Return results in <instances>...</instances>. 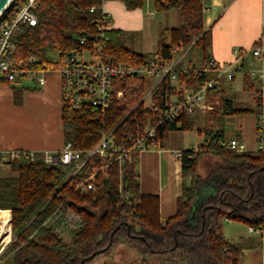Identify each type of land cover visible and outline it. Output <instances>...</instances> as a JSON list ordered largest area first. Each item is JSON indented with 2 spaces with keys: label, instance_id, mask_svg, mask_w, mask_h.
Masks as SVG:
<instances>
[{
  "label": "trees",
  "instance_id": "16d2710c",
  "mask_svg": "<svg viewBox=\"0 0 264 264\" xmlns=\"http://www.w3.org/2000/svg\"><path fill=\"white\" fill-rule=\"evenodd\" d=\"M26 1L13 0L2 16ZM116 1L127 10H135L142 8L146 0ZM101 3L102 0H38L35 25L26 24L12 35L11 60L20 63L34 57L37 62L32 67L37 69L53 64L55 55L62 57L73 50L90 48L99 34L93 23L99 14L89 9ZM152 8L157 14L176 10L183 19V24L169 30V44L158 41L163 59L172 58L170 51L179 42L190 47L195 39L190 50H198L201 64L209 62L210 37L203 29L202 0H152ZM104 36L105 61L128 65L148 61L150 55L128 46L126 32L108 30ZM84 37L86 43L82 45ZM195 68L189 64L185 76L190 87L215 77L212 71L194 76ZM0 83L10 85L2 79ZM15 85H10L14 91ZM145 86L143 79L127 77L119 81L124 92L121 104L111 98L105 109L71 112L62 108L64 144L69 143L86 160L87 152L102 135L113 130L115 145L126 147L129 138L141 130L132 117L142 123L147 116L152 122L156 119L141 107L126 116L128 105L141 96ZM174 94L162 82L153 97L164 109L165 100ZM222 110L227 115L247 112L232 110L224 100ZM192 117L183 112L173 122L162 123L154 141L162 144L170 132L178 130L177 122L181 123L180 131L194 130ZM222 136L219 131H205L206 144L199 146V153L182 151L181 172L190 180L182 185L175 214L165 222L159 217L158 197L139 192L137 153L121 170L94 155L77 172L74 164L50 166L37 154L32 161L20 158L10 164L11 175H0V210L10 212L16 238L5 256H10L11 264H124L128 256L133 258L130 264H239L244 244L227 241L223 225L230 221L264 231V150L256 156L225 150L218 144ZM91 177L93 188L81 192L79 185ZM120 181L130 194L127 200L119 196ZM66 210L80 219L75 229L68 230V241L55 232L63 227L60 220L53 225L46 223L55 212L63 214Z\"/></svg>",
  "mask_w": 264,
  "mask_h": 264
},
{
  "label": "crops",
  "instance_id": "0c3cea01",
  "mask_svg": "<svg viewBox=\"0 0 264 264\" xmlns=\"http://www.w3.org/2000/svg\"><path fill=\"white\" fill-rule=\"evenodd\" d=\"M145 2L140 9L127 10L119 1L104 0L102 10L110 17L109 30L135 33V41L127 42L128 46L151 56L158 53L159 40L169 44L172 27L159 25L156 48L137 51L142 50L146 18L153 17L154 12L152 0ZM170 13L158 14L162 17L159 23ZM202 13L203 29L210 37V59L237 70L231 80L221 78L218 87L193 112L197 139L192 147L206 143L205 131H219L223 135L220 141L235 139L248 155L256 156L264 150V104L257 100L259 87L264 83V53L258 59L252 49L264 32V0H202ZM239 51L242 54L238 56ZM259 71H263L262 78L250 75ZM45 80L43 87L35 81L21 80L15 91L12 86L0 83V150H21L43 156L57 154L63 148L60 80L53 74L45 75ZM222 100L232 110L247 112L227 115L222 110ZM186 132H170L158 149L142 151L137 157L139 192L158 197L161 222L175 214L182 185L190 180L182 174L180 160L175 156L176 152L192 148L182 144V136L176 137ZM233 223L226 221L222 231L227 241L244 244L239 264H264V234L251 233L248 227L232 226Z\"/></svg>",
  "mask_w": 264,
  "mask_h": 264
},
{
  "label": "built area",
  "instance_id": "2783aa9c",
  "mask_svg": "<svg viewBox=\"0 0 264 264\" xmlns=\"http://www.w3.org/2000/svg\"><path fill=\"white\" fill-rule=\"evenodd\" d=\"M37 1L27 0L24 5L18 7L14 12H10L5 16L0 15V79L10 85H15L21 80H31L35 81L39 87H43L46 81L45 75H56L60 80L62 108L75 112L86 108L105 109L111 98L120 104L123 103L124 92L119 88V81L127 77H137L143 79L146 86L141 96L135 100V104L129 108L126 116L138 107H141L142 111L156 115L154 122H152L150 116H147L143 123L136 117H132V121L136 123L139 129L141 127V130L137 131L135 136L129 138L126 147L115 145L113 130L103 134L95 147L87 152L86 160L97 155L107 163L116 164L121 170L125 164L132 162L134 154L139 155L140 152L145 150L158 149L160 143L154 141L156 129L164 122H173L183 112L193 114L195 109L205 101L207 95L217 88V81L221 78L231 80L237 70L225 64H218L210 59L208 63L200 68H195L193 75L198 76L201 73L212 71L215 73V77L200 84L196 83L195 88L190 87L187 83L188 78H185L188 68L183 67L182 62L185 53L181 42L171 49L170 55L172 58L169 60L163 59L158 52L150 56L147 62L138 65L105 61L102 56V42L107 40L104 33L109 30L110 17L102 10L104 0H102L99 7L92 6L89 9L90 13L97 12L99 14V17L93 21L99 34L92 40L90 48L73 50L62 57L55 55L52 57L53 64L50 66L42 65L41 68L37 69L32 67L37 62L34 57H30L25 62L16 63L10 58L13 51L12 35L20 31L26 24L35 25L37 18L34 10ZM85 43L86 38H81L80 44L84 45ZM263 48L264 32L252 49L253 56L261 59L264 53ZM241 54L242 51H239L238 56ZM262 74L263 71L250 73L251 76L258 78H262ZM162 82H165L169 88L175 91L174 95L165 100V110L159 107L153 97L154 91ZM257 100L259 104H264V83H261L259 87ZM180 127L181 123L177 122L176 128L179 130ZM218 144L222 145L225 150L247 154L244 146L235 139L227 142L219 140ZM189 150L193 153L201 151L199 146L192 147ZM34 156L33 152L13 149L0 150V168L9 167L11 163L22 157H28L32 161ZM175 156L178 160H181L182 151L176 152ZM42 159L45 164L50 166L74 164L75 172L80 170L86 161L82 160L81 152L73 149L69 143L64 144L57 154H44ZM93 184L94 179L91 177L86 184L81 183L79 189L81 192L86 189L91 190ZM118 192L122 199L127 200L130 197L121 181ZM0 211L5 215L2 216L4 222L0 223L1 261L13 241L11 239L10 212L7 210ZM57 220L61 221V226H72L71 230L75 229V226L80 223L79 217L70 210H66L63 214L55 212L47 219L46 223L53 225ZM248 231L258 235L264 234L263 230L251 227H248Z\"/></svg>",
  "mask_w": 264,
  "mask_h": 264
},
{
  "label": "rangeland",
  "instance_id": "374dc122",
  "mask_svg": "<svg viewBox=\"0 0 264 264\" xmlns=\"http://www.w3.org/2000/svg\"><path fill=\"white\" fill-rule=\"evenodd\" d=\"M146 4V2H145ZM144 4V5H145ZM153 17H147L146 18V24L143 27L142 30V43H141V48L142 50H137V51H147L150 48H156L155 44H156V32L158 31V26L161 25L162 28H175V27H179L181 24H183V19L180 17L179 13L176 10L171 11L170 15L163 17V20L161 21V23H159V20L162 18L160 15H158L157 13L153 12ZM165 16V15H164ZM128 35V43L134 42L135 41V33H127ZM195 39H193L192 43L190 44V47L192 46V44L194 43ZM183 45V44H182ZM190 47H185L183 45V50L185 53L184 59H183V67L184 68H188L189 64H193L196 68H200L203 64H201V58L198 54V50L197 49H192L190 50ZM137 49V48H136ZM153 55V54H152ZM151 55V56H152ZM136 100V99H135ZM135 100L132 101V103H130L128 105V110L131 106H133L135 104ZM207 100V98H206ZM195 130L192 131H187L184 134L178 133L177 134V138L179 139L180 136H182L183 140H182V144L185 145L186 147L190 146L192 147V145L196 142L195 139L196 135L194 133ZM176 135V134H175ZM188 149V148H187ZM202 173V171H201ZM0 175L1 176H9L10 174V167H5V168H0ZM4 214V213H2ZM1 214V215H2ZM1 221H4L3 218L0 219ZM6 222V220H5ZM232 226H244L242 224L239 223H233ZM65 227V229H64ZM70 228H72V226H63L61 228H59V231H55L59 237L61 239H63L64 241H68V230H71ZM67 229V230H66ZM12 241H15V236L12 234L11 237ZM6 254V253H5ZM2 258V260L0 261V264H11L12 260L10 258V256H5ZM130 259H133L132 257L130 258V256H128L126 262L128 263H124V264H130L129 261H131Z\"/></svg>",
  "mask_w": 264,
  "mask_h": 264
},
{
  "label": "water",
  "instance_id": "95a60500",
  "mask_svg": "<svg viewBox=\"0 0 264 264\" xmlns=\"http://www.w3.org/2000/svg\"><path fill=\"white\" fill-rule=\"evenodd\" d=\"M13 0H0V15L11 5Z\"/></svg>",
  "mask_w": 264,
  "mask_h": 264
},
{
  "label": "bare ground",
  "instance_id": "6f19581e",
  "mask_svg": "<svg viewBox=\"0 0 264 264\" xmlns=\"http://www.w3.org/2000/svg\"><path fill=\"white\" fill-rule=\"evenodd\" d=\"M3 212H0V217H1V214H2ZM2 222H4V221H0V223H2ZM6 223V222H5Z\"/></svg>",
  "mask_w": 264,
  "mask_h": 264
}]
</instances>
